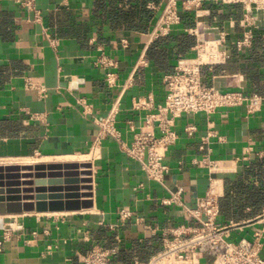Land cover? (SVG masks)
<instances>
[{
    "label": "crops",
    "instance_id": "0c3cea01",
    "mask_svg": "<svg viewBox=\"0 0 264 264\" xmlns=\"http://www.w3.org/2000/svg\"><path fill=\"white\" fill-rule=\"evenodd\" d=\"M166 1L150 0L147 5L163 2V7ZM131 4L136 2L35 0L37 10H31L18 0H0V164L89 155L98 124L93 114L84 113L80 97L93 105L95 115L103 116L124 89L116 125L126 142L132 140L145 114L158 110L166 95L165 74L181 57L195 52L196 36L186 31V23L195 24L194 14L187 13L153 42L150 31L161 7L158 11L150 7L153 15L143 30L112 21L114 9L128 10ZM205 6L210 13L204 16V35L215 37L225 29L233 53L225 62L202 67L204 83L222 90L264 93V39L257 36L242 50L235 44L243 35L239 24L243 6L220 9L211 0ZM260 16L264 25V10ZM122 37L129 39L127 47L122 46ZM102 51L114 56L117 66L99 65ZM109 71L116 73L113 86L106 79ZM26 75L44 84L47 95L27 87ZM139 98L148 106L136 108ZM190 124L196 126L192 135L186 130ZM174 128L178 138L167 151L164 184L150 179L115 138L106 137L98 155L88 161L92 206L0 213V264H85L94 244L115 245L117 236L120 264H149L161 249L164 229L199 224L183 206L162 199L182 187L183 201L194 207L212 183L221 192L220 199L229 202L231 213L221 208L220 220L242 223V228H231V236L250 237L254 228L262 226L255 220L262 210H252L250 201L254 187L264 185V178L251 171L264 159V103L254 113L244 105L209 114L185 113L175 119ZM33 156L36 161L24 160ZM206 157L219 159L222 165L212 169L203 161ZM235 204L243 209L238 217L233 215ZM122 209L132 211L125 221L120 217ZM9 223L15 228L5 238ZM149 225L158 227L156 233Z\"/></svg>",
    "mask_w": 264,
    "mask_h": 264
},
{
    "label": "built area",
    "instance_id": "2783aa9c",
    "mask_svg": "<svg viewBox=\"0 0 264 264\" xmlns=\"http://www.w3.org/2000/svg\"><path fill=\"white\" fill-rule=\"evenodd\" d=\"M28 9L37 10L35 0H18ZM166 1V0H165ZM210 0H167L162 7L161 3H150V7L157 10L161 7V13L150 31V38H156L168 34L172 26L183 21L184 16L192 12L195 24L186 26V31L196 36L194 54L181 57L175 68L165 74L166 95L165 100L157 111L145 114L143 123L138 130H134L133 138L126 142L117 128L116 115L122 93L116 98L109 111L103 116L93 113V105L84 97L79 101L84 106V113L93 114L94 121L98 124L95 138L89 151L90 160L98 154L102 140L106 137L115 138L120 147L132 158L139 161L146 175L164 184V178L168 165L165 162L169 147L177 140L178 134L174 128L175 119L185 113L206 112L213 113L222 107L244 105L247 112L254 113L261 109L264 103V93H246L242 89L222 90L213 85H207L203 81L202 67H212L217 63L225 62L233 53V42L228 33L223 29L215 37L204 35L202 28L205 26L204 16L210 13L205 2ZM220 9H227L236 4L243 6V16L239 24L243 29V35L236 42L238 50L252 45L255 37L264 39V25L260 12L264 10V0H211ZM160 10V9H159ZM36 14L39 15L38 11ZM124 47L129 45L127 37L121 38ZM52 42H56L52 39ZM99 65L115 67L118 60L102 51L96 61ZM106 79L108 84H116V73L109 71ZM27 87L36 88L42 95H47L46 87L36 77L25 76ZM136 108L148 106V102L139 98L135 100ZM33 117H39L34 113ZM130 127L134 129L133 124ZM196 126H186L187 132L192 135ZM157 130L159 132H157ZM208 140V135L204 141ZM210 168L215 169L222 165L219 159L206 157L203 160ZM92 169V168H91ZM182 187L171 191L168 197H164L165 204H179L183 206L187 214L198 221V225L189 226L180 224L168 227L162 231V246L157 251L149 264H264V208L255 219L262 226L254 228L250 237L243 236L239 239L231 236V228L242 223L236 221L223 222L220 220V196L221 192L215 183H212L207 191L198 196L196 205L190 207L182 199ZM132 216V211L122 209L120 217L123 221ZM142 218L136 220L142 221ZM15 226L7 225L5 238H8ZM149 228L156 233L158 227ZM187 234V235H186ZM121 238L117 236V242ZM94 244L85 257V264H120L116 259L120 246Z\"/></svg>",
    "mask_w": 264,
    "mask_h": 264
},
{
    "label": "water",
    "instance_id": "95a60500",
    "mask_svg": "<svg viewBox=\"0 0 264 264\" xmlns=\"http://www.w3.org/2000/svg\"><path fill=\"white\" fill-rule=\"evenodd\" d=\"M91 166L71 160L0 164V213L92 206Z\"/></svg>",
    "mask_w": 264,
    "mask_h": 264
},
{
    "label": "trees",
    "instance_id": "16d2710c",
    "mask_svg": "<svg viewBox=\"0 0 264 264\" xmlns=\"http://www.w3.org/2000/svg\"><path fill=\"white\" fill-rule=\"evenodd\" d=\"M130 2H136V4H131L128 10L123 8L114 9L112 13V21L114 23H127V27L131 29H139L143 30L146 28V25L150 18L152 17V9L148 7V1L150 0H129ZM155 2H159L160 0H154ZM186 15L184 16V18ZM183 18V19H184ZM187 26L192 24L186 23ZM190 34V33H189ZM192 35V34H191ZM161 38V37H160ZM159 38V39H160ZM156 40V39H155ZM153 42H156V41ZM251 171L259 176V179L264 178V159H260L256 165L251 167ZM238 189H241L240 187ZM229 202L225 198L220 199V209L226 210V212L231 213L228 206ZM250 204L252 206V210H262L264 205V185L259 187H254L251 195ZM226 208V209H225ZM262 208V209H261ZM242 207H238L236 204L233 206V215L238 217L242 213Z\"/></svg>",
    "mask_w": 264,
    "mask_h": 264
},
{
    "label": "rangeland",
    "instance_id": "374dc122",
    "mask_svg": "<svg viewBox=\"0 0 264 264\" xmlns=\"http://www.w3.org/2000/svg\"><path fill=\"white\" fill-rule=\"evenodd\" d=\"M72 157H76V158H83V159H86L88 161H90V156L89 155H86V154H75V155H65V156H62V158L64 160H68V159H72ZM38 157L36 156H33V157H27L25 158L24 160L25 161H36ZM17 160H20V159H17Z\"/></svg>",
    "mask_w": 264,
    "mask_h": 264
},
{
    "label": "bare ground",
    "instance_id": "6f19581e",
    "mask_svg": "<svg viewBox=\"0 0 264 264\" xmlns=\"http://www.w3.org/2000/svg\"><path fill=\"white\" fill-rule=\"evenodd\" d=\"M63 159V158H62ZM68 160H71V161H81V162H88V160H86V159H83V158H74V157H72V159H68Z\"/></svg>",
    "mask_w": 264,
    "mask_h": 264
}]
</instances>
